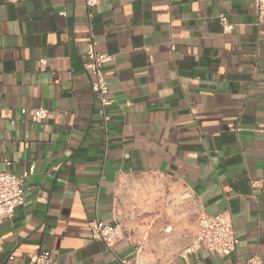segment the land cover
I'll use <instances>...</instances> for the list:
<instances>
[{"label": "crops", "instance_id": "1", "mask_svg": "<svg viewBox=\"0 0 264 264\" xmlns=\"http://www.w3.org/2000/svg\"><path fill=\"white\" fill-rule=\"evenodd\" d=\"M90 34L110 56L106 125ZM0 169L25 177L0 264L43 249L51 264H264V15L252 0H0ZM226 210L235 252H184L197 212ZM92 217L121 222L115 254Z\"/></svg>", "mask_w": 264, "mask_h": 264}, {"label": "built area", "instance_id": "2", "mask_svg": "<svg viewBox=\"0 0 264 264\" xmlns=\"http://www.w3.org/2000/svg\"><path fill=\"white\" fill-rule=\"evenodd\" d=\"M259 18L264 15V0H252ZM98 0H86V7L96 6ZM219 23L223 31H228L231 24L224 14L218 16ZM110 60V56L96 51L92 34L86 43L85 61L83 63L91 77V91L93 94V104L97 113L101 116L104 125L108 122L110 115L107 106L110 104L108 98V86L102 72L104 63ZM48 115L46 107H36L32 110V122L42 123ZM9 163L8 160H5ZM24 179L23 175H16L6 170L0 169V219L12 218L14 210L23 203L24 200ZM87 225L90 230V238L102 241L105 246L114 253L113 244L124 236L123 226L117 218L108 223L100 221L96 217L88 220ZM196 230L184 252H196L203 248L210 253L220 256L230 255L235 252L237 238L233 227V221L229 211L219 212L213 215L198 211L195 220ZM115 254V253H114ZM118 264H132L129 260L116 256ZM248 264H258L256 257L246 260ZM29 264H51L52 256L49 250L43 249L32 252L28 256Z\"/></svg>", "mask_w": 264, "mask_h": 264}]
</instances>
